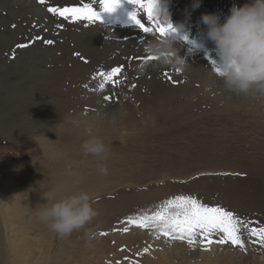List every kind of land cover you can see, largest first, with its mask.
Wrapping results in <instances>:
<instances>
[{
    "label": "rangeland",
    "instance_id": "rangeland-1",
    "mask_svg": "<svg viewBox=\"0 0 264 264\" xmlns=\"http://www.w3.org/2000/svg\"><path fill=\"white\" fill-rule=\"evenodd\" d=\"M83 3L90 4L100 13V20L69 22L47 11L49 6L81 7ZM192 3L193 0H169L168 9L173 25H185L187 42L183 46L187 50L182 55L191 60L200 59L199 63L207 65L200 74L211 72L213 77L210 87L197 84L203 87L204 93L199 96L200 108L182 120L171 116L174 105H169L165 108L168 118L157 120L153 112L159 104L153 108L152 104L136 103L135 98L129 96L125 99L130 98L132 107L124 112L127 114L130 109L138 118L124 123L120 119L121 103L114 95L110 103L103 102L105 96L102 93H96V98L103 102V106L108 104L99 111L88 106L87 111L70 110L59 117L53 113L58 108L56 105L61 94H68L71 85H76V81L69 82L65 73L68 66L71 67L69 63L72 60L92 61L76 51L78 42L93 41L91 34L102 36V42L93 47L94 52L95 48L105 52L108 36L111 43L118 45L112 52L109 49L112 54L106 55L107 58L97 50L96 58L89 54L95 59L93 62L98 61L94 66L98 73L111 69L110 65L123 63V66L125 63L124 70L136 73L137 85L146 87L140 68L135 66L146 56L143 50L131 46L137 43L135 45L144 48L146 42L161 35L149 22L144 9L129 0H119V6L112 12H104L99 0H46L45 5L37 0H0V264L23 263L25 256L17 243L33 242L38 230L36 226L39 224L34 225L35 216L30 213L32 203L27 209L16 203L17 188L48 190L53 176L61 177L69 164L74 166L81 159L89 163V179L79 191L90 194L99 215L68 237L61 238L52 233V253L48 254L50 258L46 257L48 260L44 258V264H264V243L250 232L252 228H264V97L236 94L223 87V81L214 75L212 66L218 54L215 46L206 39L207 26L201 22L203 14L216 13L223 23L233 5L243 6L248 0H201V6L195 11ZM133 14L146 27L153 28V32L146 34L140 30L131 20ZM90 29L96 31L93 33ZM37 36L52 39L54 43H41L35 39ZM21 43L30 46L17 49L16 45ZM130 58L133 63L127 60ZM60 59L67 68L58 76L55 70ZM163 69L165 75L160 73L166 80L175 77L174 88L189 83L190 77L185 73L172 68ZM98 73L88 76L96 81L97 87L102 83ZM97 75L101 79H95ZM64 78L66 83L61 81ZM136 86L134 88L126 81L122 86L111 87L118 88L119 96H122L126 89L135 90ZM209 88L211 93L206 92ZM193 101L192 105L196 99ZM89 103L88 97L86 106ZM102 119L110 124V131L97 135L96 127ZM66 124H71L75 132L81 129V125L90 124L84 138L88 140L93 135L108 146L105 161L108 175L98 171L99 158L84 153L82 145L86 140L77 135L74 141L64 138ZM178 196H191L205 205L220 206L242 221L250 222L247 226H239L244 247L233 246L230 242L200 243L199 237L197 243L189 245L186 240H172L160 235L156 223L148 228L125 223L152 216L158 211L174 214L179 209L167 207V202ZM28 198L25 195V205ZM23 208L25 211L21 214L19 210ZM30 219L34 220L31 222ZM126 226L129 230L124 232ZM212 239L218 240L219 236Z\"/></svg>",
    "mask_w": 264,
    "mask_h": 264
},
{
    "label": "clouds",
    "instance_id": "clouds-1",
    "mask_svg": "<svg viewBox=\"0 0 264 264\" xmlns=\"http://www.w3.org/2000/svg\"><path fill=\"white\" fill-rule=\"evenodd\" d=\"M168 5L169 0H154V18L165 26L166 32L144 45V55L153 59L141 65V71L172 68L183 73L189 66L179 54L180 47L187 42L185 25H173ZM200 6L201 0H193V11ZM201 22L207 26L206 39L215 46L218 54L213 71L218 80L223 81V87L236 94L264 97V0H248L243 6L233 5L223 23L216 13L203 14ZM82 149L86 155L99 158L98 171L108 175L105 161L109 148L104 141L92 136L83 143ZM68 175L75 178V183H80L78 172L69 168ZM44 199L47 203L38 207L36 215L61 238L85 228L99 215L93 206L95 201L87 191L60 199L47 193Z\"/></svg>",
    "mask_w": 264,
    "mask_h": 264
},
{
    "label": "bare ground",
    "instance_id": "bare-ground-1",
    "mask_svg": "<svg viewBox=\"0 0 264 264\" xmlns=\"http://www.w3.org/2000/svg\"><path fill=\"white\" fill-rule=\"evenodd\" d=\"M222 3V2H221ZM97 25V24H96ZM97 29V28H96ZM93 33L96 31V30H93V29H90ZM75 31V30H74ZM72 32V31H70ZM81 32V31H80ZM85 32V31H84ZM111 32V31H110ZM91 33V32H90ZM89 33V34H90ZM127 33V32H126ZM117 34V33H116ZM81 35V34H80ZM107 35V34H106ZM105 36V35H104ZM114 37V36H113ZM126 37V36H125ZM110 36H108V41L109 43H107L108 45L106 46V49L105 52L102 53L103 49L100 51L97 50V48H95L98 52H100V54L102 56H106L108 55L110 52H109V49H111L110 51L112 52L113 49L115 48L114 46H116V44L111 43V40L109 39ZM136 38V37H135ZM134 38V39H135ZM90 39H92L93 41L89 42V43H82V42H78L76 44V51L80 52V54L82 53V55L85 54V56H88L87 58L91 59L92 61L91 62H85L82 63L80 61H74L73 60L69 63V65H71V67L68 66L67 68V64L66 63H63V60L60 59L57 61V65H56V68L57 70H55V74H57L58 76L62 75L63 72L66 71V68H67V71L65 72L67 77H69L70 81L69 82H73V81H76V85L75 87H73L74 83L71 85V89L70 91L68 92V94H61V97L59 98V101L56 105V107H58L57 109L55 108L54 110H56L55 113H53L54 116H58L59 115H62V113H66L70 110H73V111H87V108H89L90 106L91 107H96V110H100L102 109V103L103 102H109L110 103V100L112 99V97L115 96V100H117V102L121 103L119 105H121V107H123V112H122V117L120 119H122L125 123V121L127 122V120L129 121H132V120H136L138 117H137V113L135 114V112L133 111H130L129 109V112L127 110V114L125 113V109L127 108H131V100L130 98L128 99H125L129 96H131L132 98H135V102L136 103H140L141 101V104H144V105H150L152 104V107L154 108L155 106H157L158 104V108L157 109H154V112H153V116H154V119L156 118L157 120H159L160 118L164 117L165 119L168 118V116L165 115V108H167L169 105H174V109H173V113L171 116H174V117H189L188 115L191 114V112L193 110H197V108L201 106V102L199 101V96L201 95V93L203 92V87L205 88V86L209 85L210 83H212V74L211 72H206L205 74H200V71L201 70H204L207 65H205V63H199L198 61H200V59L198 61H196V57L197 55L194 54L193 56L196 58L195 60H191V59H188L187 57H185L186 61L189 63V66L187 68V70L183 73H185V75L187 77H190L189 78V83H187V85H180L177 88H174V81L175 80V77L174 79H172L171 81H168L166 80L162 75H165L164 73V69L163 68H148L147 70L145 71H141L143 76H144V79L146 81V87H143V86H140V85H137L139 81L138 80V77L136 75V73H133V74H130V70H124L125 69V63L124 65L122 66L123 63H121L120 66H116L113 67L111 66L108 62L107 64L110 65L111 69L113 68H116V67H120L122 69V71L119 73V74H114L113 77H112V80L114 81H118V83H115L113 84L112 82H105L104 78L102 77V83H105V87L103 90H101L99 87H97V84H96V81L95 80H92V77H88V76H93L94 72L98 73V70L95 69L96 67L95 66V62L98 63V61H95L93 62V60L95 59H92L91 57L93 56V58H96L95 57V54H96V50L94 52V46L96 47L97 46V43L99 42V44L102 42V36L101 35H96V34H91L90 36ZM138 39V38H137ZM82 41V40H81ZM126 41V40H125ZM129 41V40H128ZM124 42V41H123ZM134 42V41H133ZM137 44V43H135ZM134 46L132 45L131 47L135 48L136 50H143V46L142 47H138V45H135ZM124 45V43H123ZM127 45V44H126ZM100 46V45H98ZM118 46V45H117ZM116 46V47H117ZM129 46V45H128ZM179 46V45H178ZM113 47V48H112ZM140 48V49H139ZM135 50V51H136ZM184 50H187L185 46H182L180 47V52L179 54L181 56L184 57L183 52ZM116 51V50H115ZM66 52V51H65ZM93 52V53H92ZM186 52V51H185ZM124 54V52H122ZM126 53V52H125ZM142 53V52H141ZM89 54H92V56L90 57ZM98 54V53H97ZM112 54V53H110ZM114 54V53H113ZM120 54V53H119ZM193 54V53H192ZM200 54V53H199ZM133 55V54H132ZM131 55V56H132ZM137 55V54H136ZM116 56V55H115ZM118 56V55H117ZM63 57V56H62ZM111 57V56H110ZM129 57V56H128ZM143 57V56H142ZM80 58V57H79ZM86 58V59H87ZM107 58V56H106ZM104 58V59H106ZM83 59V58H82ZM98 59H100L99 55H98ZM97 59V60H98ZM134 59V58H133ZM138 59V58H137ZM136 59V60H137ZM120 60V59H119ZM129 60L130 62H134V60H131L130 59H127ZM100 61V60H99ZM138 61V60H137ZM69 62V61H68ZM102 62V60L100 61ZM99 62V63H100ZM118 62V61H117ZM120 63V62H119ZM145 63L144 59L143 61H140L136 66V68H140L141 65H143ZM130 64V63H129ZM128 65V64H127ZM98 66V65H97ZM122 66V67H121ZM109 67V68H110ZM131 67H133L131 65ZM100 68V67H99ZM111 69H108L107 71H102V72H109L111 71ZM134 69V68H133ZM132 69V70H133ZM63 71V72H62ZM172 71V70H170ZM162 75H161V73ZM167 72H169L167 70ZM181 73V72H180ZM179 73V74H180ZM138 74V73H137ZM177 74V73H176ZM65 75V76H66ZM173 75V74H172ZM181 75V74H180ZM190 75V76H189ZM180 77V76H178ZM186 77V78H187ZM101 79L98 75L95 76V79ZM88 79V80H87ZM168 79V78H167ZM66 78L62 79L61 81L66 83ZM126 81H129V85L130 83H132L133 85H137L136 86V89L134 90H128L126 89L125 91L127 92H123L124 95H121L122 96H119V91H118V88H116L117 90H115L114 88H112L114 85L117 87V85L119 86H122L125 84ZM142 81H143V78H142ZM174 82V83H173ZM178 82V81H177ZM145 83V82H144ZM143 83V84H144ZM199 83H202V85H204L203 87H199V85L197 86V84ZM99 84V83H98ZM148 84V85H147ZM85 85H87V87H85ZM179 85V84H178ZM112 86V87H111ZM134 86V88H135ZM173 86V87H172ZM212 86V84H211ZM84 87V88H83ZM210 87V85H209ZM86 89V90H82V89ZM122 88V87H121ZM207 89V88H206ZM121 90V89H120ZM88 91H91L88 92ZM206 92H210V88L209 90H207ZM93 93V94H92ZM96 93L97 95L101 94L103 97L104 96H108V97H111V99L109 100H104L103 102L100 100H98L96 97ZM211 93V92H210ZM204 94V93H202ZM63 95V96H62ZM114 95V96H112ZM209 95V94H207ZM89 97L90 99V102L93 104L90 105L91 103H89L87 106V98ZM202 97V96H201ZM210 97V96H209ZM206 98H208L206 96ZM104 98H102L103 100ZM193 99H196L195 103L192 105V103L194 102ZM203 100V99H202ZM205 100V99H204ZM216 99H214L215 101ZM206 101V100H205ZM208 101V100H207ZM263 101V100H261ZM116 102V101H115ZM108 103H104V106L107 105ZM222 104V103H221ZM225 104V103H224ZM112 105V102L111 104ZM134 105V104H133ZM216 105V104H215ZM89 106V107H88ZM103 106V108H104ZM143 106V105H142ZM150 107V106H149ZM143 108V107H142ZM172 108V107H170ZM95 109V108H94ZM106 109H109L106 108ZM134 109V108H133ZM212 109V108H211ZM93 110V109H92ZM122 110V109H121ZM135 110V109H134ZM142 110V109H141ZM158 110V111H157ZM232 110V109H231ZM106 111V110H105ZM104 111V112H105ZM125 111V112H124ZM157 111V112H156ZM232 112V111H231ZM115 113V112H114ZM121 113V112H120ZM96 114V113H95ZM94 114V115H95ZM195 114V113H194ZM89 115V114H88ZM120 115V114H119ZM148 115V114H146ZM145 115V116H146ZM92 116V115H91ZM90 116V117H91ZM114 116V115H113ZM142 116V115H141ZM166 116V117H165ZM89 117V116H88ZM106 117V116H105ZM149 117V116H148ZM186 117V120L188 119ZM233 117V116H232ZM93 118V117H91ZM100 118V117H99ZM110 118V117H109ZM114 118V117H113ZM79 119V118H78ZM84 119V118H83ZM87 119V118H86ZM85 119V120H86ZM115 119V118H114ZM119 119V116L118 118ZM146 119V118H145ZM240 119V118H239ZM81 120V119H80ZM121 120V121H122ZM142 120V119H141ZM152 120V119H151ZM162 120V119H161ZM183 120V118H182ZM97 121V120H95ZM119 121V120H118ZM142 121H145V120H142ZM185 121V120H184ZM188 121V120H187ZM94 122V121H93ZM107 120L106 119H102V123L100 124L99 122V126L96 127V133L97 135H104V134H107V131L109 132L110 129H108V127L110 126L109 123H106ZM141 122V121H139ZM148 122V121H147ZM150 122V121H149ZM155 122V121H154ZM186 122V121H185ZM85 123V122H84ZM117 123V122H116ZM119 123V122H118ZM129 123V122H128ZM151 123V122H150ZM149 123V124H150ZM209 123V122H208ZM123 124V122H122ZM139 124V123H138ZM142 124V123H141ZM145 124V122H144ZM158 124V123H157ZM205 124V123H204ZM89 125L90 124H87V125H81V129L80 130H77L76 132L74 131V129L72 130L73 126L71 124H66L64 127H65V131L63 132V136H65L64 138H69L71 141H74V138L75 136L77 135L78 137L86 140L84 138V136L86 135L87 133V129L89 128ZM130 125V124H129ZM133 125V123L131 124ZM135 125V124H134ZM137 125V123H136ZM152 125V124H151ZM155 125V124H154ZM117 126V125H116ZM145 126V125H144ZM88 127V128H87ZM113 127V126H112ZM129 128V126H127ZM132 127V126H131ZM134 129L136 126H133ZM143 127V126H142ZM111 128V127H110ZM126 128V127H125ZM112 129V128H111ZM124 128H120V130H123ZM144 129V128H143ZM151 129V127H150ZM117 131V129H115ZM119 130V129H118ZM141 130V129H140ZM146 131L148 129H145ZM114 130H112L111 132H113ZM149 131V130H148ZM118 132V131H117ZM116 132V133H117ZM150 132V131H149ZM115 133V132H113ZM115 133V134H116ZM151 133V132H150ZM111 134V133H110ZM93 136V135H92ZM80 160V159H79ZM89 163L87 161H84L83 159H81V161H78L74 166L69 164V167L67 169H65L64 173H62L60 176L61 177H55L53 176V181H52V185H48L47 186V189L48 190H38V187H18L17 188V191H18V194L17 197H18V201L16 202L18 205L20 206H25L26 207H29V204L32 203L31 207L32 208V212L30 211V213H33V215L31 216H35L34 219H30L31 222L32 220H34V225L36 226V223L39 224L38 226H36V228L38 227V230H37V234L35 235V238H34V241L33 242H29V241H25L24 243H22V245H20V242L18 241L17 243V247L18 249H22V254L24 257V259L22 260L23 263H27L28 264H44V258L46 257H49L48 254L49 252H51V246L52 245V233L48 227L46 226L45 223H43L38 217H36V211L38 210V207L40 205H43V204H46L47 201L44 199V194H47V193H51L52 196L55 198V199H60L66 195H70V194H73L75 192H78L81 188L80 186H85L87 184V180L89 179L88 177V171H89ZM220 166V165H219ZM29 167V166H28ZM27 167V168H28ZM212 167V166H211ZM71 168L72 170L78 172L80 174V183L77 184L75 183V178L68 175V169ZM17 171H19L18 169H16ZM28 170V169H26ZM17 171L14 170V172L16 173ZM21 172V171H20ZM14 175V174H13ZM21 175V174H20ZM31 178V177H30ZM23 179V178H22ZM40 183V182H39ZM42 184H45L42 182ZM47 184V183H46ZM40 186V185H39ZM50 187H53V190L50 188ZM230 188V187H229ZM235 188V187H234ZM228 189V188H227ZM237 189V188H236ZM50 190V191H49ZM234 190V189H233ZM232 188H231V191H233ZM242 190V189H241ZM15 191V189H14ZM228 191V190H227ZM226 191V193H227ZM238 192H239V189H238ZM237 192V193H238ZM17 193V192H16ZM235 193V192H234ZM25 195H28L29 198H28V202H26L27 204L25 205V202H23L24 200L27 201L25 199ZM233 195V194H232ZM239 200V199H238ZM20 201V202H19ZM245 201V200H243ZM19 202V203H18ZM15 204V203H14ZM16 205V204H15ZM30 208V207H29ZM27 209V208H26ZM29 210V209H28ZM20 213L24 212L25 209H20L19 210ZM21 213V214H22ZM32 218V217H31ZM30 222V221H29ZM30 222V223H31ZM33 225V226H34ZM28 229V228H27ZM24 230V229H22ZM21 230V231H22ZM30 233V232H29ZM29 233L27 234V236H29ZM32 233V232H31ZM24 235V234H23ZM26 235V234H25ZM31 235V234H30ZM49 235V236H48ZM25 238V236H24ZM29 238V237H28ZM22 239V237H21ZM55 242V241H54ZM17 250V249H16ZM209 251V250H208ZM211 252V251H210ZM52 253V252H51ZM60 257V256H59ZM32 258V259H31ZM50 258V257H49ZM31 259V260H30ZM48 260V258H46ZM58 259V258H57ZM50 260V259H49ZM60 260V259H59ZM58 261V260H57ZM47 262V261H46ZM56 262V260H55ZM54 262V263H55ZM21 263V264H23ZM48 263V262H47ZM46 263V264H47ZM60 263V261H59ZM63 264V263H62Z\"/></svg>",
    "mask_w": 264,
    "mask_h": 264
},
{
    "label": "snow or ice",
    "instance_id": "snow-or-ice-1",
    "mask_svg": "<svg viewBox=\"0 0 264 264\" xmlns=\"http://www.w3.org/2000/svg\"><path fill=\"white\" fill-rule=\"evenodd\" d=\"M41 5H45L46 0H37ZM102 10L104 12H112L119 6V0H99ZM130 3L135 4L139 8L145 10L149 22L155 26V31L161 36L165 34L166 28L160 25L154 18L152 5L154 0H129ZM47 11L53 16L62 17L65 21L75 22L77 20H86L89 22H95L100 20V13L95 11L93 7L88 3H83L81 7H47ZM132 22L140 28L144 33L153 32V28L146 27L136 14L131 16ZM15 27V25H13ZM62 27V25H58ZM41 43L52 45L54 41L46 37L35 38ZM28 43H21L16 45L17 49H25L29 47ZM77 56L80 54L77 53ZM144 61L151 60V57L143 58ZM87 62L86 60L84 61ZM214 66V62L212 64ZM122 71L120 67L111 69L109 72H100L99 76L103 77L105 82H112L113 84L118 81L112 80L114 74H119ZM178 72V70H177ZM135 86V85H133ZM87 87V85H85ZM103 90L105 83L99 85ZM104 99L109 100L111 97L105 96ZM167 207L176 208L179 211L174 214H168L167 212H156L152 216H142L138 220H128L126 224H135L141 228H148L153 223H156L160 227V235L169 237L172 240L187 241L189 245L197 243V237L200 238L199 242L208 244L218 243L227 244L231 243L233 246L244 247V242L239 235L240 225L247 223L234 215L233 212L225 210L220 206H208L200 202L199 200L191 196H178L167 202ZM128 227H124L123 231L127 232ZM252 235L259 237L261 243H264V228H252L250 229ZM222 234V235H221ZM101 235H106L101 233ZM213 236H219L218 240H213ZM159 238V236H157Z\"/></svg>",
    "mask_w": 264,
    "mask_h": 264
}]
</instances>
